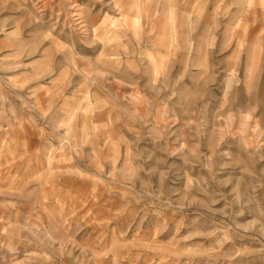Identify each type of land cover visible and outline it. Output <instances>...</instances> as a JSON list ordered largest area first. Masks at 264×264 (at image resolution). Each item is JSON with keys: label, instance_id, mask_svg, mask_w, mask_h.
<instances>
[{"label": "rangeland", "instance_id": "374dc122", "mask_svg": "<svg viewBox=\"0 0 264 264\" xmlns=\"http://www.w3.org/2000/svg\"><path fill=\"white\" fill-rule=\"evenodd\" d=\"M0 264H264V0H0Z\"/></svg>", "mask_w": 264, "mask_h": 264}, {"label": "bare ground", "instance_id": "6f19581e", "mask_svg": "<svg viewBox=\"0 0 264 264\" xmlns=\"http://www.w3.org/2000/svg\"><path fill=\"white\" fill-rule=\"evenodd\" d=\"M228 80V79H227Z\"/></svg>", "mask_w": 264, "mask_h": 264}]
</instances>
